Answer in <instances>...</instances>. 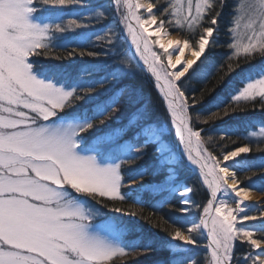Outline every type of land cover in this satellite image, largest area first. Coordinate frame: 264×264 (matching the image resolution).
<instances>
[{"label":"snow or ice","instance_id":"6c2138e0","mask_svg":"<svg viewBox=\"0 0 264 264\" xmlns=\"http://www.w3.org/2000/svg\"><path fill=\"white\" fill-rule=\"evenodd\" d=\"M251 191L264 0H0V264H264Z\"/></svg>","mask_w":264,"mask_h":264},{"label":"trees","instance_id":"16d2710c","mask_svg":"<svg viewBox=\"0 0 264 264\" xmlns=\"http://www.w3.org/2000/svg\"><path fill=\"white\" fill-rule=\"evenodd\" d=\"M50 11H60L59 9H51ZM223 51H225L224 49H217V52L218 53H222ZM35 59V58H34ZM255 63V62H254ZM224 66H222V68H223ZM246 67H250V65L249 66H246ZM215 82V80H213V83ZM192 87H194V88H197V89H200V88H202V85L201 84H199V83H196V82H193L192 83ZM145 92L146 93H148V95L149 96H151L152 95V91L148 88V86L147 85H145ZM157 118L159 119V120H163V113L162 112H158L157 113ZM241 131H242V129H241ZM253 156H256V155H258V154H252ZM241 160H244L245 159V157H241L240 158ZM257 163L259 162V161H256ZM237 170H238V174H240L241 176H243L244 175V173H243V171L240 169V167H238L237 166ZM186 176H187V173H185V174H183L182 176H181V179L183 180V179H185L186 178ZM255 180H256V184H255V188H260L261 187V184H260V178H259V175H257L255 178H254ZM250 183V181H247V180H245V184H249ZM258 192H260V191H258ZM261 194H264V193H262V192H260ZM194 199H196V200H200L201 199V197L200 196H196V197H194ZM168 209L167 208H165V211H167ZM117 264H121V262L120 261H117Z\"/></svg>","mask_w":264,"mask_h":264},{"label":"bare ground","instance_id":"6f19581e","mask_svg":"<svg viewBox=\"0 0 264 264\" xmlns=\"http://www.w3.org/2000/svg\"><path fill=\"white\" fill-rule=\"evenodd\" d=\"M264 199V196H262L257 191H251L250 192V199L247 201V203H262Z\"/></svg>","mask_w":264,"mask_h":264},{"label":"rangeland","instance_id":"374dc122","mask_svg":"<svg viewBox=\"0 0 264 264\" xmlns=\"http://www.w3.org/2000/svg\"><path fill=\"white\" fill-rule=\"evenodd\" d=\"M186 55H188V53H186ZM241 158V157H240ZM240 167V166H238ZM258 192V191H257ZM260 193V192H258ZM261 194V193H260ZM262 196H264V194H261ZM250 205H260L261 207H264V199H263V202L262 203H249Z\"/></svg>","mask_w":264,"mask_h":264}]
</instances>
